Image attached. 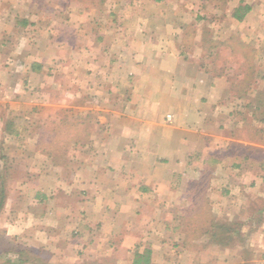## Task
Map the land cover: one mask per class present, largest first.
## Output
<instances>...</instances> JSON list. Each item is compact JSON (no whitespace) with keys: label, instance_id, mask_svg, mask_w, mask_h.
Masks as SVG:
<instances>
[{"label":"crops","instance_id":"obj_1","mask_svg":"<svg viewBox=\"0 0 264 264\" xmlns=\"http://www.w3.org/2000/svg\"><path fill=\"white\" fill-rule=\"evenodd\" d=\"M13 1L0 0V264H215L212 224L244 213L263 219L241 229L246 250L258 243L264 0L240 16L69 1L52 20Z\"/></svg>","mask_w":264,"mask_h":264},{"label":"rangeland","instance_id":"obj_2","mask_svg":"<svg viewBox=\"0 0 264 264\" xmlns=\"http://www.w3.org/2000/svg\"><path fill=\"white\" fill-rule=\"evenodd\" d=\"M13 1V0H12ZM16 1V2H15ZM13 1V3L17 6V11L21 12L23 14V17L25 16V14L27 13H33V15H39L40 13L43 14V18L45 19H50L52 20L53 14L56 13L54 8L57 4H66L69 1H71L72 3H76L77 5H79V7H86V8H90V9H95L98 11H102L101 13L105 16H109L107 15V9L116 12L119 11H126L129 7H131L132 5L130 4L131 2H139L141 0H15ZM179 1V3H187V2H191V1H197V2H203L207 5V12L209 13H223V12H231V9L233 7V5H238L239 7H244L246 5L247 2H249V0H177ZM253 1V0H250ZM18 2V3H17ZM169 3L173 2L174 0H168ZM19 3L21 5H19ZM108 4V7L105 8V5ZM214 5L216 6H220L222 5V10L218 9L220 12H217V7L214 8ZM15 6V7H16ZM129 12V9H128ZM241 12H245V10L240 9L239 14ZM53 13V14H52ZM195 17V14L191 15V17ZM28 18L31 19H38L39 16H27ZM190 14L187 15V18H191ZM54 30L53 28L50 30L52 31ZM242 50V49H240ZM259 206H262V203L259 202L258 204ZM258 206L255 205V207L253 208L254 210L257 208ZM244 215L246 216H241L238 217V220L236 221L234 220H229V219H222L221 221H227L232 222L230 224H234L235 222H238V224H236L238 229H243V224L249 225L251 227H254L256 224H258L259 222L257 221V217H253L250 218L248 217L246 213H244ZM203 219V218H202ZM208 221L211 222L213 221L212 217H207L205 219H203L201 221ZM249 223V224H248ZM211 237V236H210ZM249 237L246 236L245 238L241 240H237V242H230V234H228L227 236H225L224 238V242H221L222 248L217 250H206L204 252V254L206 253L211 260H213V256H214V263L215 264H264V248L262 246H258L263 240H264V236H262V238L260 240H258V243L255 244L254 246L250 247V249L246 250V240ZM212 239V238H211ZM241 241V242H240ZM239 243V244H238ZM218 244V243H217ZM235 245H241L243 247H240L238 249H236L234 246ZM228 250L227 253H225L224 251ZM203 254V255H204ZM205 254V255H206ZM199 259L197 258V262L198 264H207L205 261V257H201V255H199ZM231 260L230 261V259ZM245 257V258H244Z\"/></svg>","mask_w":264,"mask_h":264},{"label":"trees","instance_id":"obj_3","mask_svg":"<svg viewBox=\"0 0 264 264\" xmlns=\"http://www.w3.org/2000/svg\"><path fill=\"white\" fill-rule=\"evenodd\" d=\"M102 2H103V0H102ZM248 9L249 8L246 5L244 7V10L247 11ZM235 14H236V16H240L239 12L238 13H235ZM202 220L203 219L201 218V219H199L197 221V223H200V225L198 227H199V229H201L202 226H203L204 229L207 227L205 229L207 231L208 230V226H210V224H212L213 221L208 222L206 220V221H204V222L201 223ZM261 220H263V219L257 217V221L258 222H261ZM230 223H232V222H229V223L227 221H223V222L221 221L220 223H215L214 222L212 225H215V227L217 228V230H215V232H213L211 234V238L213 240H215V241H218V242H220V241L221 242H224L225 236H227L228 234H230V240H229L230 242H237V240H241L242 241V239L245 238L247 235L241 233V229H238L237 228L236 224H238V222H235L234 224H230Z\"/></svg>","mask_w":264,"mask_h":264},{"label":"built area","instance_id":"obj_4","mask_svg":"<svg viewBox=\"0 0 264 264\" xmlns=\"http://www.w3.org/2000/svg\"><path fill=\"white\" fill-rule=\"evenodd\" d=\"M168 117L170 118V117H171V115H168Z\"/></svg>","mask_w":264,"mask_h":264}]
</instances>
